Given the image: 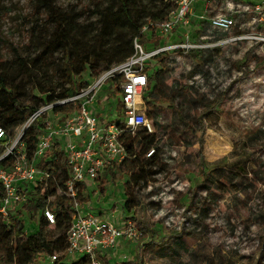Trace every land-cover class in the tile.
<instances>
[{
  "label": "rangeland",
  "instance_id": "rangeland-1",
  "mask_svg": "<svg viewBox=\"0 0 264 264\" xmlns=\"http://www.w3.org/2000/svg\"><path fill=\"white\" fill-rule=\"evenodd\" d=\"M53 1L61 11L86 14V20L101 3ZM203 2L205 5V0H198ZM44 3L0 0V62L6 67L17 68L18 59L31 65L38 57L49 32ZM238 5L264 3L206 0L205 10L196 9L191 23L205 25L216 15H230ZM203 14L204 20L195 17ZM235 20L237 27L231 37L244 39L215 53L213 62H208L214 74L203 75L204 87L190 81L208 63L192 51L170 49L178 44L173 40L176 33L169 38L157 31L147 34L148 40L155 32L162 37L160 49L152 53L167 51L149 60L147 66L153 72L162 66L170 76L165 86L170 88L172 101L162 104L158 113L166 127L163 141L169 148L168 162L154 169L160 174L149 175L148 182L132 185L136 207L131 213L124 210L130 162L112 168L114 177L109 173L101 176L89 190L91 197L84 205L87 211L130 220L141 233L138 241L121 243L119 260L113 257L110 264H264V13L237 14ZM242 25L249 28L244 31ZM192 32V44L199 43V35ZM60 59L61 54H56L48 61L60 63ZM35 71L40 81H49L42 71ZM17 90L24 99L34 94L25 84ZM113 90L112 81L106 83L94 107L102 122L110 121L119 111L113 103ZM213 101L219 103L218 108L205 113L203 104ZM18 135L16 131L15 138ZM59 195L63 196L62 192ZM54 200L50 198L49 203ZM23 213L31 232L35 226L25 210ZM48 228L54 229V225ZM124 256L128 260H122ZM67 261L73 260L67 257Z\"/></svg>",
  "mask_w": 264,
  "mask_h": 264
},
{
  "label": "trees",
  "instance_id": "trees-1",
  "mask_svg": "<svg viewBox=\"0 0 264 264\" xmlns=\"http://www.w3.org/2000/svg\"><path fill=\"white\" fill-rule=\"evenodd\" d=\"M44 1L42 8L49 32L41 42L42 47L38 57L31 62V65L27 64L26 60L18 59L17 68H8L4 62H0V129L6 134L0 140V157L6 153L15 139L16 131L41 107L78 95L102 74L129 60L136 53V41L144 50H148L147 53L160 49L163 43L162 41L159 43L160 36L157 35L159 31L152 30L158 33H153L150 40L147 39L148 33L144 34L142 31L149 23L160 24L166 21L173 10L172 5L163 0H101L86 20V14L61 11L53 0ZM190 30L197 35L201 32L196 24L192 25ZM232 31L217 32V39L230 37ZM181 33L182 30L176 33L173 39L175 42H184ZM193 38L196 40L195 37ZM149 42H153V45L149 46ZM221 48L192 52L195 57L201 58L202 62L212 63L215 53H220ZM56 54H61L60 63L55 60L48 61V58ZM164 54L167 52L160 53L154 58L157 59ZM211 63L203 66L194 76L200 73L207 76L206 66ZM147 65L146 63L144 70L149 77V87L144 94V101L148 117L157 120L161 117L158 113L162 104L172 101L170 88L165 86L170 76L164 73L162 66L153 72ZM35 70H38V74L42 71L49 81L47 83L40 81L38 76L34 75ZM121 80L120 77L110 79L114 88L112 93L114 97H118L121 93ZM20 84H25L33 90L34 94L31 98L24 99L20 96L17 90ZM180 91L183 92L184 89L181 88ZM218 106L219 103L215 101L203 104L205 113L216 110ZM78 107L79 105L71 104L59 108L58 111L71 113ZM44 128L43 119H39L24 134L22 143L29 157L33 156ZM121 140L131 156L129 161L131 175L125 183L128 198L124 203L125 212L131 213L136 207L132 185L148 182L149 175L160 174L159 171H153L154 169L167 164L160 157V144L156 134H147L140 130L135 134H124ZM153 148L157 149V154L148 158L147 154ZM52 154L55 158H59L58 162L45 159L39 164L40 168L52 173V179L45 193L40 195L42 188L33 190L23 186L27 203L22 206L23 209L9 212L8 225L3 221L0 223V264H88V259L85 257L77 261H67L71 205L66 197L60 196L58 192L64 188L69 179V167L62 150H53ZM8 165L7 159L0 162V167ZM107 173L115 176L112 168ZM233 179L235 181V178ZM52 197L55 200L49 203ZM87 197L91 196L80 194L82 206L85 205ZM46 208L56 214L54 229L48 228L51 225L46 222L44 216ZM23 210L35 226L31 232L27 231V220ZM39 211L40 216L37 215ZM55 254L59 255L56 261H48V258ZM102 259L106 263L111 262L106 257ZM123 264L130 263L125 261Z\"/></svg>",
  "mask_w": 264,
  "mask_h": 264
},
{
  "label": "built area",
  "instance_id": "built-area-1",
  "mask_svg": "<svg viewBox=\"0 0 264 264\" xmlns=\"http://www.w3.org/2000/svg\"><path fill=\"white\" fill-rule=\"evenodd\" d=\"M163 1L173 7L169 18L160 24L149 23L142 32L147 34L157 29L163 37L169 38L182 30L181 34L185 42L170 48L177 50H213L237 40H243L242 36L217 39L216 33L231 32L237 27L235 20L237 14L244 15L262 10L264 13V5L257 7L238 5L231 9L230 15H216L208 19L205 25L198 22L196 25L201 31L199 43L192 44L191 16L194 14V5L198 0ZM197 18L204 20L205 16L203 14ZM244 28L249 26L242 25L241 29L245 31ZM135 49L136 53L133 57L102 74L82 89L78 95L41 107L18 129L19 135L12 141L6 153L0 157V162L7 159L9 164L7 167H0V195L2 194L0 223L3 221L8 225L9 212L27 203L23 186L33 190L42 188L41 193L44 194L52 179V173L40 168L39 164L45 159L58 162L59 158H55L52 152L57 149L62 150L70 176L59 192H62L71 205L66 256L73 261L85 257L88 259V264H110L102 258L111 260L117 255L121 243L136 242L141 237L139 229L132 221L120 217L106 218L104 215H95L87 211L80 201V194L90 195L89 190L97 185L100 177L109 169L130 161V153L121 140L123 135L135 134L140 130L147 134H156L160 144V157L164 162H168L169 148L164 146L166 130L163 120L162 118L150 119L144 101V94L149 87V77L144 70L145 64L156 55L167 51L147 53L137 41ZM206 71L214 74V69L210 65L206 66ZM114 77L122 78L121 93L113 102L115 105L118 104L116 108L119 111L110 121L102 122L94 107L103 86ZM194 81L197 85L204 87L203 74L194 76L190 84L193 85ZM108 99L110 98L107 97L106 100ZM71 104L79 105L78 109L71 113L58 111L59 108ZM39 119H43L45 128L38 138L33 156L29 157L22 138ZM5 136V132L0 129V140ZM156 154L157 149L153 148L147 157L150 158ZM173 156L175 157L176 154L174 153ZM44 216L50 225L55 224L56 214L51 209L46 208ZM58 256L55 254L48 258V261L54 262ZM122 260H128V257L124 256Z\"/></svg>",
  "mask_w": 264,
  "mask_h": 264
},
{
  "label": "crops",
  "instance_id": "crops-1",
  "mask_svg": "<svg viewBox=\"0 0 264 264\" xmlns=\"http://www.w3.org/2000/svg\"><path fill=\"white\" fill-rule=\"evenodd\" d=\"M243 2H246V0H242ZM205 2H206V0H205ZM258 2L259 3H264V0H258ZM205 5H204V3H196L195 5H194V12H195V15L197 14L196 13V9H200L202 12L205 10ZM200 15H197V16H195V17H199ZM102 213V212H101ZM124 244H125V242H123ZM121 245V244H120ZM120 248H122L121 246H120ZM114 258H116L117 260H119V256H114ZM114 258H111V260H113ZM122 259V258H121Z\"/></svg>",
  "mask_w": 264,
  "mask_h": 264
}]
</instances>
